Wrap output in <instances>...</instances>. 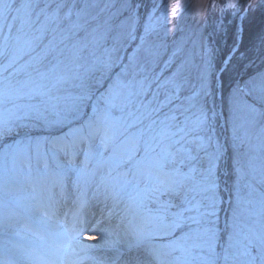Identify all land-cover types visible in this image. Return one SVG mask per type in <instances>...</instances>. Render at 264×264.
Segmentation results:
<instances>
[{
    "label": "snow or ice",
    "instance_id": "snow-or-ice-1",
    "mask_svg": "<svg viewBox=\"0 0 264 264\" xmlns=\"http://www.w3.org/2000/svg\"><path fill=\"white\" fill-rule=\"evenodd\" d=\"M142 6L0 0V264H264V70L225 89L245 36L217 64L223 24L162 59ZM93 203L115 218L103 261Z\"/></svg>",
    "mask_w": 264,
    "mask_h": 264
},
{
    "label": "rangeland",
    "instance_id": "rangeland-1",
    "mask_svg": "<svg viewBox=\"0 0 264 264\" xmlns=\"http://www.w3.org/2000/svg\"><path fill=\"white\" fill-rule=\"evenodd\" d=\"M237 0H142L141 14L151 12L156 23V29L150 39L160 46L161 58L166 59L167 56L178 45H185L191 48L193 43L198 46V38L200 33L210 34L214 26L220 24L225 26L226 32L221 37H214L212 48L215 51V62L220 63L229 54L232 48L233 41L231 34L233 31L243 28L245 40L240 46V52L236 55L229 71L223 74V85L225 89L231 82V78L237 73H245L248 71L264 70V64L259 59L252 57L254 63H249L246 55H251V40L255 34L264 27V12L261 11V5H264V0H238L242 12L247 11V6L251 5V11L247 14L246 20L235 19L231 12L222 15L221 9L226 3H236ZM169 4H175L177 7V17L171 15ZM215 4V7H213ZM183 6V7H182ZM167 10V22H165V11ZM239 46V45H238ZM217 87H220V73H217ZM93 203L85 212L80 215L79 226L84 229L81 232L80 239L84 243L94 244L95 250L93 254L98 261H103L108 253L104 240L98 239L95 241L85 240V235L94 236V232L86 231L88 225L96 228L98 221L108 223L111 227L115 224L114 217L110 221L107 217L106 210L104 213L94 215ZM98 205V204H97ZM101 235V234H100ZM111 239V236L108 237Z\"/></svg>",
    "mask_w": 264,
    "mask_h": 264
},
{
    "label": "bare ground",
    "instance_id": "bare-ground-1",
    "mask_svg": "<svg viewBox=\"0 0 264 264\" xmlns=\"http://www.w3.org/2000/svg\"><path fill=\"white\" fill-rule=\"evenodd\" d=\"M104 206L102 204H96L95 207H94V215L96 216V214L98 213H104ZM115 219V218H114ZM86 231H89V232H94L96 235H94L95 237H97L98 239H101V240H104L102 238V236L100 234L102 233H105V232H108L110 230V226L108 225V223H100L98 221V226L96 228H94L93 226L91 225H88L85 227ZM103 244H104V241H103ZM105 245V244H104Z\"/></svg>",
    "mask_w": 264,
    "mask_h": 264
},
{
    "label": "trees",
    "instance_id": "trees-1",
    "mask_svg": "<svg viewBox=\"0 0 264 264\" xmlns=\"http://www.w3.org/2000/svg\"><path fill=\"white\" fill-rule=\"evenodd\" d=\"M236 19V18H235Z\"/></svg>",
    "mask_w": 264,
    "mask_h": 264
}]
</instances>
